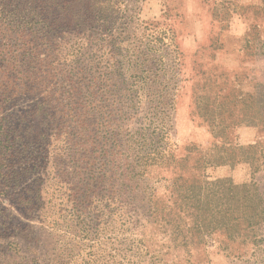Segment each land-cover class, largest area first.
<instances>
[{
	"label": "rangeland",
	"instance_id": "1",
	"mask_svg": "<svg viewBox=\"0 0 264 264\" xmlns=\"http://www.w3.org/2000/svg\"><path fill=\"white\" fill-rule=\"evenodd\" d=\"M121 1L0 12V264H264V0H200L189 53L177 0Z\"/></svg>",
	"mask_w": 264,
	"mask_h": 264
},
{
	"label": "trees",
	"instance_id": "2",
	"mask_svg": "<svg viewBox=\"0 0 264 264\" xmlns=\"http://www.w3.org/2000/svg\"><path fill=\"white\" fill-rule=\"evenodd\" d=\"M45 1V0H42ZM72 0H58L57 5L69 4ZM74 1V0H73ZM77 1V0H76ZM85 7H49L33 8L28 5L32 0H0V12L18 19L19 22L30 23L39 20L44 26L51 28L52 23L65 20L67 26L92 27L111 31L119 17H124V7H94L96 4L110 6L121 3V0H79ZM98 2V3H97ZM89 3V4H88ZM121 15V16H120ZM48 16V17H47ZM49 21L50 24H45ZM52 24V25H51Z\"/></svg>",
	"mask_w": 264,
	"mask_h": 264
},
{
	"label": "crops",
	"instance_id": "3",
	"mask_svg": "<svg viewBox=\"0 0 264 264\" xmlns=\"http://www.w3.org/2000/svg\"><path fill=\"white\" fill-rule=\"evenodd\" d=\"M176 7V38L178 39L179 47L186 53H189L197 47V42L203 39L206 32L207 21L202 13L203 9L200 6V0H177ZM231 35V31H227L223 34L224 47L227 48L228 52H234L235 50L233 41L230 39ZM224 53V51H217L214 61L219 68L226 69L225 63L221 61ZM242 86L245 91L251 89L249 82L245 85L242 84Z\"/></svg>",
	"mask_w": 264,
	"mask_h": 264
}]
</instances>
